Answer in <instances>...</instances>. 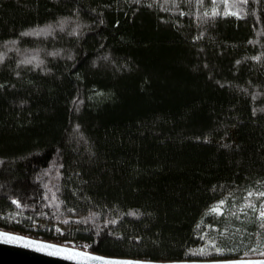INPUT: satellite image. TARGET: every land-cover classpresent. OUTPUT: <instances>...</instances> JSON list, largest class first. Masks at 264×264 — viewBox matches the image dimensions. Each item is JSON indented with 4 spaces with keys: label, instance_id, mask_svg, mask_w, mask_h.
<instances>
[{
    "label": "trees",
    "instance_id": "obj_1",
    "mask_svg": "<svg viewBox=\"0 0 264 264\" xmlns=\"http://www.w3.org/2000/svg\"><path fill=\"white\" fill-rule=\"evenodd\" d=\"M255 193L264 0H0V229L119 257L261 258Z\"/></svg>",
    "mask_w": 264,
    "mask_h": 264
},
{
    "label": "snow or ice",
    "instance_id": "obj_2",
    "mask_svg": "<svg viewBox=\"0 0 264 264\" xmlns=\"http://www.w3.org/2000/svg\"><path fill=\"white\" fill-rule=\"evenodd\" d=\"M183 14V13H181ZM225 15L232 14L239 17V12H231V10H227ZM211 15L215 16L217 15V11L213 9ZM118 23V21H117ZM64 21H61L59 27L63 29ZM51 31V25H48L39 31H36L35 29H28L26 32H32L33 35H39L41 32L45 35L48 34V32ZM25 33H21V35H24ZM80 33L77 31L76 28L72 30L70 35H79ZM193 39H196V37H193ZM61 50H56L55 52L51 53V55L55 56L57 55ZM253 59H257V57H253ZM42 63V61H38V64ZM36 65H34L35 67ZM43 71H50V69L44 68ZM16 75H19V73H16ZM77 128L80 126L77 124ZM207 140V137L204 138ZM39 179V177H37ZM247 196L251 197L253 193L249 191L246 193ZM255 195H264V193H255ZM45 201H47V204L49 207L56 206L58 207L60 204L64 203V201H58L57 200V192L53 191L51 199H49L48 192L43 193ZM54 202L55 205H54ZM12 203L19 206L21 204V201L17 199L16 197H12ZM246 203H251L250 201H246ZM225 204L224 199H220L215 202V204L212 206V211H214L217 215L222 213L224 211V208L222 207ZM243 208V205L241 206ZM254 207V205H253ZM261 207L264 209V201L261 202ZM73 212L76 211L75 208L72 209ZM98 215V213H91L87 217H80L76 216L73 219L75 222L79 223L83 221L84 223H87V221L92 220L94 216ZM131 215H137V213L132 212ZM258 215L260 217H264V210H261ZM67 222V221H66ZM117 221L115 219L113 220H105L104 224H115ZM210 227H215V225H210ZM59 232H62L63 229L57 227L56 229ZM135 239H140V237H136ZM0 240H4L6 242L10 243H26L28 246L36 247L40 251H49V250H55V254L65 256L69 260H76V261H98L99 264H264V260H245V259H227V260H203V261H185V260H164V261H158V260H151V259H134V258H121V257H110V256H103L99 254H95L92 252L84 251L81 249H77L75 247L66 246V245H60L55 244L50 241H43V240H37L35 238H29L25 237L23 235L2 231L0 230ZM214 240L208 241V244L215 245ZM215 252L220 253L225 251V249L215 247ZM200 254L206 255L205 248L201 247L198 249Z\"/></svg>",
    "mask_w": 264,
    "mask_h": 264
},
{
    "label": "water",
    "instance_id": "obj_3",
    "mask_svg": "<svg viewBox=\"0 0 264 264\" xmlns=\"http://www.w3.org/2000/svg\"><path fill=\"white\" fill-rule=\"evenodd\" d=\"M2 231L12 232L4 229H0ZM29 238H35L37 240L49 241L45 239H40L36 237H32L29 235L17 233ZM55 244L53 241H50ZM64 245V244H60ZM69 246V245H66ZM72 247V246H71ZM76 248V247H75ZM80 249V248H77ZM84 250V249H81ZM88 252H92L89 250H84ZM95 254L103 255V256H110V257H119V256H111L105 255L97 252H92ZM121 258H131V257H121ZM138 259V258H134ZM238 259H245V260H264V257L261 258H238ZM185 261H203V260H185ZM0 264H99L98 261H76V260H69L65 256L55 254V250L49 251H40L36 247L28 246L26 243H10L4 240H0Z\"/></svg>",
    "mask_w": 264,
    "mask_h": 264
},
{
    "label": "rangeland",
    "instance_id": "obj_4",
    "mask_svg": "<svg viewBox=\"0 0 264 264\" xmlns=\"http://www.w3.org/2000/svg\"><path fill=\"white\" fill-rule=\"evenodd\" d=\"M259 212L261 211V210H264V209H262V207L260 206L259 207ZM258 212V213H259ZM260 217V216H259ZM263 220H264V217H261ZM63 233V232H62ZM65 245H69V246H72V247H76V248H80V249H84V248H82V247H78V246H76V245H74V244H65ZM84 250H86V249H84Z\"/></svg>",
    "mask_w": 264,
    "mask_h": 264
},
{
    "label": "flooded vegetation",
    "instance_id": "obj_5",
    "mask_svg": "<svg viewBox=\"0 0 264 264\" xmlns=\"http://www.w3.org/2000/svg\"><path fill=\"white\" fill-rule=\"evenodd\" d=\"M26 235V234H25ZM33 237V236H32ZM65 245V244H64Z\"/></svg>",
    "mask_w": 264,
    "mask_h": 264
}]
</instances>
